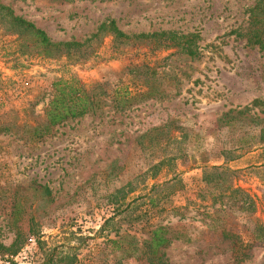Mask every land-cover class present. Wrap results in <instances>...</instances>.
Segmentation results:
<instances>
[{
    "label": "rangeland",
    "instance_id": "obj_1",
    "mask_svg": "<svg viewBox=\"0 0 264 264\" xmlns=\"http://www.w3.org/2000/svg\"><path fill=\"white\" fill-rule=\"evenodd\" d=\"M255 1L0 0L53 42L87 40L45 59L0 25L6 119L37 121L51 83L71 77L104 83L109 98L124 86L134 96L125 111L69 120L37 143L0 136V264H264L254 236L264 228V51L245 36ZM110 21L129 36L197 35V55L94 38ZM205 164L238 171L229 180L237 192L211 191ZM176 175L184 188L164 190L158 209L137 200L131 219L106 225L114 207ZM156 227L170 243L151 263Z\"/></svg>",
    "mask_w": 264,
    "mask_h": 264
},
{
    "label": "trees",
    "instance_id": "obj_2",
    "mask_svg": "<svg viewBox=\"0 0 264 264\" xmlns=\"http://www.w3.org/2000/svg\"><path fill=\"white\" fill-rule=\"evenodd\" d=\"M67 1V0H65ZM0 25L4 26L8 33L16 36L19 42L22 38H29L34 43L33 47L42 53L45 59L55 58L56 56H69L72 52L81 50L87 40L81 42H53L48 35L41 29H38L33 23L28 22L21 17L15 16L14 12L9 8L0 4ZM103 33L109 34L113 43L119 46H127L129 44L155 42L159 43V47L166 49H177V51L189 57L197 55L196 41L199 38L194 34H178L174 32L160 33H141L131 36L121 32L114 21L108 24L103 23L97 29V33L93 36L98 37ZM247 43L258 47L260 51H264V0H256L253 8L249 10V29L245 34ZM46 61V60H44ZM6 81L0 80V109L2 105L1 93L5 91ZM104 83H97L91 88H84L80 82L71 77L65 80H55L50 85V100L44 110V115L32 122L30 119H22L19 115H10L6 119V114L0 113V136H10L15 140L24 143H37L49 136L52 129L69 121L85 115L102 114L105 107L119 112L125 111L132 106L134 96L127 87H118L111 91L112 98H109ZM27 118V117H26ZM264 168V167H262ZM256 171L260 169L254 168ZM201 180L211 191L229 190L231 193H236L232 189L230 178L234 177L238 171H232L226 166H208L205 164L201 169ZM184 186L179 176H174L162 184H154L136 199L131 200L123 206L119 204L113 209V217L111 216L106 225L113 221L115 216H124V220L131 219L132 203L137 200L148 202L149 208H159L158 204L164 199L163 192L169 191L167 196L175 195ZM47 193V192H46ZM151 195V196H150ZM18 204V203H17ZM17 205L14 206L16 209ZM147 215V211L142 213ZM141 214V215H142ZM141 216L135 219L139 221ZM262 233V237L259 235ZM167 229L156 227L150 232V236L146 241V254L149 255L148 262H153L154 258L159 257V252L166 248L170 240L166 236ZM254 236L256 240H261L264 243V228L256 226L254 228ZM112 245H116L115 241Z\"/></svg>",
    "mask_w": 264,
    "mask_h": 264
}]
</instances>
